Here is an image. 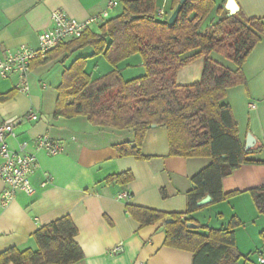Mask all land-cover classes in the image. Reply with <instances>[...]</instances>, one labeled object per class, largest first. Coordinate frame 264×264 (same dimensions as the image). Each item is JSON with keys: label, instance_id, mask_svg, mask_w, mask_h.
<instances>
[{"label": "crops", "instance_id": "crops-1", "mask_svg": "<svg viewBox=\"0 0 264 264\" xmlns=\"http://www.w3.org/2000/svg\"><path fill=\"white\" fill-rule=\"evenodd\" d=\"M108 1L0 0V49L15 51L20 46L36 49L39 34L52 26L53 11H65L78 21H86L102 13ZM213 1L216 9L227 14V0ZM234 1L244 17L259 19L264 26V0ZM118 7H121L119 2L109 12V17ZM214 14L212 11L211 15ZM89 30L96 31L97 26ZM83 50L88 51L84 53ZM83 50L60 62V74L67 68V63L92 54L89 47ZM100 58L102 56L89 59ZM126 60L116 66L123 80L120 66ZM135 60L139 75H144L141 58ZM226 61L229 62L225 64L227 68H235L228 65L233 63ZM50 64L45 66L33 62L28 94L18 92L16 76L0 80V94L15 91L10 100L0 103V124L11 119L20 120L6 143L12 152L33 154L38 162L31 177L34 194L17 193L7 206H3L0 200V254L11 248L36 251L33 235L38 228L70 217L78 232L75 242L83 254V259L74 264H191L190 253L164 246L163 223L170 221L168 218L142 227L127 214L126 206L163 213H184L186 195L195 188L192 178L208 166L210 160L170 156L167 132L158 126L150 127L145 134L140 147L143 158L119 156L118 146L133 145V130L93 126L81 116L71 119L54 117L59 82L54 92H47V87H41L39 75L33 74V71L45 69ZM104 69L106 74L114 70L105 63ZM242 71L246 84L229 89L224 103L230 107L243 146L250 134L255 140L252 149H256L264 147V37L248 57ZM85 72L90 76L86 69ZM194 79L195 75L187 81ZM185 82L183 80L182 83ZM29 112L37 113L42 119L27 120ZM43 136L57 142L61 153L48 156L37 152L35 142ZM22 145H25L24 149H21ZM248 159L263 162L264 149ZM125 172L132 175L128 184L106 183L107 178ZM263 184L264 164L242 165L222 181L224 194H240L224 202H210L191 215L195 222L210 229L225 228L232 217L241 223L234 232L235 247L242 256L238 264H261L259 260L264 264V243L260 236L264 232V217L258 213L249 193V190ZM6 189L0 181V197ZM123 193L128 197L118 198ZM118 245L122 251L110 255Z\"/></svg>", "mask_w": 264, "mask_h": 264}, {"label": "trees", "instance_id": "trees-1", "mask_svg": "<svg viewBox=\"0 0 264 264\" xmlns=\"http://www.w3.org/2000/svg\"><path fill=\"white\" fill-rule=\"evenodd\" d=\"M117 1L122 8L119 15L97 25L96 31L88 30L78 39L58 45L44 59L31 62V66L33 62H63L84 48L92 50L90 56L76 58L63 71L56 88L54 117L81 116L93 126L133 130V145L116 148L121 157L143 158L140 147L147 130L155 125L167 132L170 156L209 159L208 166L192 178L195 188L186 195L184 213H163L133 205H127L126 212L142 227L168 218L171 222L163 223L164 246L190 253L191 264H238L242 256L236 250L234 232L241 223L232 217L225 228L210 229L195 222L191 215L204 208L196 203L206 195L211 204H216L240 194L222 191V181L240 166L264 164L248 159L264 147L245 150L230 107L224 103L229 89L246 84L242 67L264 37L262 21L247 19L240 11L227 16L215 8L213 0H187L175 24L169 27L167 18L155 17L156 0ZM178 2L170 1L172 11ZM212 11L216 16L210 18ZM207 19L209 24L204 27ZM212 53L221 55L235 68L212 60ZM134 55L140 56L145 73L125 81L116 66ZM98 56L114 70L92 81L85 72V63ZM199 59L203 64L200 80L177 84V73ZM14 95L15 91L0 94V103ZM131 181L129 172L106 179V183L120 185ZM249 193L264 217V184ZM187 224L196 228L190 229ZM77 234L70 217L60 218L34 233L36 251L8 249L0 254V264L77 263L83 259L75 242ZM260 236L264 243V232Z\"/></svg>", "mask_w": 264, "mask_h": 264}, {"label": "built area", "instance_id": "built-area-1", "mask_svg": "<svg viewBox=\"0 0 264 264\" xmlns=\"http://www.w3.org/2000/svg\"><path fill=\"white\" fill-rule=\"evenodd\" d=\"M117 6V0H109L102 13L86 21H78L65 11H53L51 14L52 26L39 34L36 49L26 46H20L15 51H2L0 49V80L16 76L18 92L28 94L30 91L28 80L33 60L44 59L58 45L78 39L92 26L102 24L109 19V12ZM155 17L159 20L166 19L163 8L156 11ZM41 87L45 88L46 86L42 84ZM40 118L42 119L34 112H29L26 115V119L29 121H38ZM19 122V119H11L0 124V181L7 187L0 197L3 206H7L17 193H24L28 196L34 194L31 177L38 167L35 155L14 153L6 143L7 137L13 136V128ZM24 146L22 145L21 149H24ZM35 150L44 152L48 156H56L61 153V147L57 142L47 136L39 137L36 140ZM126 197H128L126 193L118 195V198ZM121 251L122 247L118 245L110 251V255H115ZM259 262L263 263L262 260Z\"/></svg>", "mask_w": 264, "mask_h": 264}, {"label": "rangeland", "instance_id": "rangeland-1", "mask_svg": "<svg viewBox=\"0 0 264 264\" xmlns=\"http://www.w3.org/2000/svg\"><path fill=\"white\" fill-rule=\"evenodd\" d=\"M167 1V4L166 2ZM170 1L171 0H156V7L155 10L157 11L158 9H162L164 11H166L167 14V19L170 17L172 10H171V5H170ZM121 7H118L115 11L110 13V17H113L117 14H119L121 12ZM211 17H215L211 15ZM210 19L206 20L203 24V26H208ZM202 26V27H203ZM203 27V28H204ZM88 50H83L84 53H87ZM189 54L185 55L184 57L188 56ZM137 57V58H136ZM138 57H140L139 55H134L131 56L130 58H128V60H126L127 62H125L124 64H121L120 68L123 69L121 72L123 73V78L125 81L127 80H132L135 78H138L139 73V66L136 65V63L134 61H136L135 59H138ZM211 59H214V61L223 64L224 66L227 67V62L225 60V58H223L221 55L216 54V53H212L210 55ZM57 60L55 61H51L50 64L47 68L43 69H38L33 71L34 75H39V80L41 84H45L47 87V92H54L55 91V87L57 85V83L61 82V77L62 74L61 73V61H59L58 63H56ZM72 62L67 63V68L70 66ZM104 63L107 66H111L112 65L104 58H100V59H87L86 63H85V69L86 71L90 74V78H92L93 80H96L97 78H100L101 76L105 75L107 73L106 69H104ZM202 59L199 60H195L192 63H190L189 65H187L186 67L182 68L176 76V83L180 84V85H190V84H194L197 83L200 80V76H201V70H202ZM233 66V64H228ZM46 66V65H45ZM144 72V69H143ZM195 75V81H187V79L191 76ZM30 77V76H29ZM184 81L186 82H191V83H182ZM29 81V80H28Z\"/></svg>", "mask_w": 264, "mask_h": 264}, {"label": "water", "instance_id": "water-1", "mask_svg": "<svg viewBox=\"0 0 264 264\" xmlns=\"http://www.w3.org/2000/svg\"><path fill=\"white\" fill-rule=\"evenodd\" d=\"M187 0H179L178 4L176 5V7L174 8V10L172 11L170 17L167 19V24L169 27H172L177 18H178V15L180 13V10L182 8V5L186 2ZM225 9L227 10V16H232L234 14H236L238 12V7L235 3L234 0H227L226 2V5H225ZM151 127H156L155 125H152ZM255 144V140L253 139V137L248 134L247 135V138H246V142H245V150H250L253 148ZM212 200L210 198L209 195H206L204 198H202L201 200H199L197 203H196V206L197 207H201V206H204L208 203H210ZM170 221H167V223H169ZM187 227L190 228V229H195L196 228V225L194 224H187Z\"/></svg>", "mask_w": 264, "mask_h": 264}]
</instances>
